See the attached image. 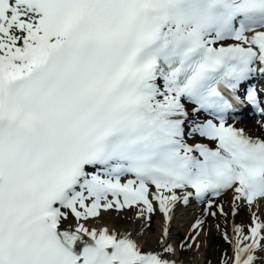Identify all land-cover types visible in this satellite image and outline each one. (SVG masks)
<instances>
[{"label":"snow or ice","instance_id":"obj_1","mask_svg":"<svg viewBox=\"0 0 264 264\" xmlns=\"http://www.w3.org/2000/svg\"><path fill=\"white\" fill-rule=\"evenodd\" d=\"M261 80L264 0H0V264H185L219 217V264H264Z\"/></svg>","mask_w":264,"mask_h":264},{"label":"bare ground","instance_id":"obj_2","mask_svg":"<svg viewBox=\"0 0 264 264\" xmlns=\"http://www.w3.org/2000/svg\"><path fill=\"white\" fill-rule=\"evenodd\" d=\"M245 127L252 134L264 135V129H261L257 124V119L249 120L245 124ZM226 210L230 211L231 209V193H229L224 198ZM200 209V206H197V210L187 211L183 217L177 221H174L173 224V241L175 244L179 245L181 240L178 238L184 232H188L191 223L196 218V215ZM135 213L131 211L129 213L117 212L114 210H109L103 212L101 218L98 221H92L91 226L102 227L108 226L109 228H115L118 231H131L134 234L139 232L142 227V221L136 220L134 218ZM156 225L154 228L149 227L145 230L143 239L150 245L155 246L157 237L159 235L160 228V216H156ZM235 222L237 224H247L250 222V213L246 207H241L238 215L235 217ZM216 223H224V218L219 217V219L209 218V229L202 233L201 235V247L197 251L195 245L193 250L189 252L178 251L177 257L183 259L186 264H208L210 261L211 264H219L221 252L228 248V245L223 240L220 232L215 228ZM229 229L231 228V218L228 222Z\"/></svg>","mask_w":264,"mask_h":264},{"label":"rangeland","instance_id":"obj_3","mask_svg":"<svg viewBox=\"0 0 264 264\" xmlns=\"http://www.w3.org/2000/svg\"><path fill=\"white\" fill-rule=\"evenodd\" d=\"M154 226H155V224H154ZM154 226H153V227H154Z\"/></svg>","mask_w":264,"mask_h":264}]
</instances>
